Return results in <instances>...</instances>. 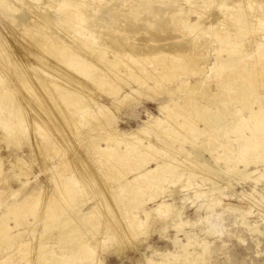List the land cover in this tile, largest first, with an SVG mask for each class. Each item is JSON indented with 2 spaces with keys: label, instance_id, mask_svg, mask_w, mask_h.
Segmentation results:
<instances>
[{
  "label": "bare ground",
  "instance_id": "bare-ground-1",
  "mask_svg": "<svg viewBox=\"0 0 264 264\" xmlns=\"http://www.w3.org/2000/svg\"><path fill=\"white\" fill-rule=\"evenodd\" d=\"M140 1L137 4L133 0H108L100 6V3H87L89 0H34L37 11L27 24L19 25L13 14V3L0 0V15L11 25H16L20 39H30V43L25 40L29 44L28 51H24V55L20 53L19 60L26 63L32 74L27 77L16 68L15 55L7 40L0 36V127L3 136L13 145L20 146L23 141L27 149L38 156L36 153L41 154L46 147L45 150L50 148L55 154L61 151L53 140L43 142L51 138L53 130L61 132L63 129L66 135H72V139L78 133L76 142L86 151L80 162L89 168H84V171L88 169L87 174L79 171L81 178L77 174L79 169L73 166L78 169L75 171L68 165L71 163L68 156L61 155L53 166L54 163L47 162L44 152L42 163L54 168L46 179L51 188L41 186L37 191L20 196L29 185L30 175L33 176V167L30 168L33 165L27 164L23 154H13L11 170L18 169L12 172L19 180V187L6 191L1 188L0 199L17 195L21 198L9 202L0 214V264H95L98 260L96 248L92 249L95 243L89 246L94 238L98 245H107L106 248L116 251L121 248L120 238L116 239L113 234L114 227H121L127 237V231L146 234L158 224L161 226L159 232L164 233L171 222L178 233L195 223L184 214L188 196L179 198V204L172 196L192 190L195 196H204V205L196 207L197 211L209 206L221 207L222 202L216 195L227 197L222 193L223 187L228 189L232 185L231 180L219 185L223 174L248 177L256 195L251 197L253 203L259 206L264 202V196L255 189L264 182V97L261 94L264 92V35L251 48L254 51L241 53L245 36L258 31L264 33V0ZM189 13L191 16L197 14L195 21H189ZM249 16L257 20V27L247 20ZM56 20L62 30L58 27V32L63 34L64 29L68 30L71 32L68 38H74L75 43L72 40L70 45L54 36L47 24ZM191 33L213 36L214 42L218 43L214 63L209 68L215 69L213 90L202 86V79L195 84L183 78L181 85L174 83L188 70L195 76L199 74L198 63L203 60L200 51L205 46L213 47L212 40L198 46L188 38ZM70 39L67 40L71 43ZM29 55L44 65L52 63L55 69L61 66L66 71L70 69L78 86L85 84L91 91H97L92 90L94 86L108 94L112 108L106 106L108 103L103 105L94 100L98 98L97 92L93 99L86 93L88 89L76 90V84L74 88V84L71 87L67 81L63 82L54 74L51 76V70L50 74L46 71L41 74L43 69L40 68L38 73L36 67L27 64L26 56ZM5 69L18 79L29 99L39 104L38 108L46 115L45 121L37 118V113V117L32 116L31 110L26 112L28 117L25 116L20 103L21 92H18L21 87L16 90L8 86L12 81H7ZM48 69L44 67V70ZM74 80L71 81L74 83ZM169 83L174 85L173 88L166 86ZM144 88L150 94L142 92ZM129 93H137L142 98L134 96L141 101H152L167 94L166 101L158 105L163 117L145 111L146 121L140 122V126L131 130L118 129L115 108L120 110V105L140 103L133 95L129 98ZM117 97L118 101H113ZM59 102L63 109L62 106L59 108ZM64 110L71 123L72 119L75 121L73 125L66 122L69 120L65 121ZM47 122L51 127L60 126L55 125L51 130ZM29 131L43 140L33 141ZM21 147L22 150L24 145ZM4 175L0 157V181ZM165 184H179L180 191H170ZM166 194L172 197V203L165 200ZM88 195H92V199ZM233 196L235 194L229 195ZM94 198L99 200L94 202ZM222 210L239 214L243 220L250 214V210H239L229 204ZM210 214L199 219L206 224L207 228L201 231L206 237L219 232L209 219ZM223 233L221 229L218 236ZM185 238L177 254L162 256L154 264H174L180 260L187 264H209L215 249L213 243L190 232L185 233ZM224 245L222 241L221 246Z\"/></svg>",
  "mask_w": 264,
  "mask_h": 264
},
{
  "label": "rangeland",
  "instance_id": "rangeland-1",
  "mask_svg": "<svg viewBox=\"0 0 264 264\" xmlns=\"http://www.w3.org/2000/svg\"><path fill=\"white\" fill-rule=\"evenodd\" d=\"M6 1H8V3H10V4L13 3L12 5H13L14 11H15L13 14H14V16H16V18H18L17 22H19V25L21 23L27 24L28 21L32 19L31 17H33V15H34L33 13L37 11L35 9H38L34 4L35 2L33 3L34 0H24V1L22 0L24 3L21 0H6ZM84 1H88V0H84ZM89 1L90 2H87V3H92L93 5H99V3H100V6H103L107 3L108 0H99V1L98 0L97 1L92 0V2H91V0H89ZM134 1H136L137 4L141 3L140 0H133V2ZM55 14H56V12H55ZM57 16H59V15H57ZM195 16H197V14L191 16V13H189V18H188L189 21H191V20L195 21ZM207 16H209V15H207ZM57 20H56V22L54 21L50 24L49 23L47 24V27L51 26V28L50 27H48V28H50L52 32L54 31V33H55L54 36L60 38L61 40H66V42H68L70 45H72L73 41L75 43L74 38H72L73 41L70 39L71 37L68 38V36H70V33H71V32L68 33L69 32L68 30L63 28L64 29L63 34L61 32H58L59 29H60V31H62V30H61L60 25L57 26V24H56ZM247 20L249 22L253 23L254 26H255V23H257V20L254 17L249 16L247 18ZM9 24L10 23H8L7 20H5L0 15V36L7 40V44L9 45L10 49L13 51V54L15 55L14 59L17 60L15 62L16 66H17L16 68L18 70L22 71L27 77H32V74L30 73L29 68L26 67L27 66L26 63L24 61L19 60L20 53L23 54L24 51H26V50L28 51V46H29L28 43H30V39H28V38L25 39L27 42L29 41L28 43L25 40L20 39L19 38L20 34L17 35L19 33V31L16 30V25H11V24L9 25ZM51 24H53V26ZM54 27L56 28V32H55ZM58 27H59V29H58ZM255 27H257V26H255ZM65 33H67V36ZM263 35H264V33H262L261 31H258L254 35L245 36L243 41H242L241 53L245 55V54H250L252 51H254V50H251V48H254L256 41L261 39L263 37ZM188 38H190L194 43H197L198 46H199V44H201L205 41H209V40H212V42L214 44H213V47H211V48H209V47L206 48V46H205L203 49V51L205 50L204 52L200 51V53L202 52L201 55L203 57L201 56V58H203V60H200L198 63V69H201L199 74L196 73V76H195V74L193 72L188 70L186 72V75L184 74L183 76H180L178 79L174 80V83H176V84L178 83V85L179 84L181 85V83H184V81L183 82L181 81L183 78L184 80L188 79V81H190L192 84H195V82L201 81V79H202V84H203L202 86H204L205 88H207L209 90L215 89L214 88V81L216 80L215 69L209 70V68L212 67V64L214 63V59H215L214 57L217 54V52H215V48L219 47L218 43L214 42L213 36H202V35L199 36V35H195V33H191L190 37H188ZM67 39L68 40L70 39L71 43ZM247 50H251V51L247 52ZM26 58H27V64L31 65L32 67H36V70L38 73L41 72V74H43L44 71H46V73L50 74V72H52L50 74L51 76H53L52 74H54V77H56V76L59 77L60 79H62L63 82L67 81L68 82L67 84L68 85L70 84L69 86L73 87L72 84H74V88H75V84H76V86H77L76 90L79 89L81 91H86L87 89L88 90L90 89V87H88V86L86 88L85 84H83V86H81V83H80L78 86V82L74 80L76 77H75V75L72 74L73 72L71 73L70 69H69V71H66L67 69L65 68V70H64V67L61 66V68L62 67L63 68L62 69L60 67L59 68L62 71H65V72H62L58 67H56V69H55V67H52L53 64L50 62L48 63L50 65L49 66L48 64L44 65V62L43 63L41 61L38 62V59H36L34 56L30 57V55H29V56H26ZM253 62H254V60H253ZM0 64H2L1 59H0ZM42 66H43V68H42ZM44 67H45V69H47V68H50V69L44 70ZM51 67L54 69H52ZM40 68L43 70H41ZM6 69H5V71H6L5 73H7V81L8 82L12 81L14 87L12 86V83H10V84L7 83V84H9L8 86L9 87L11 86V88H15L16 90L21 89L18 92L19 93L21 92L20 96L22 99L20 98V103H21V105L23 104L22 107H23V110H25L24 111L25 116L27 115L26 112L31 110V112L33 114V115L31 114L32 116L35 115L37 117V115H38L39 117H37V118H39L41 121H43V120L45 121L46 118L44 119V117L46 115L42 113L40 108H38L37 105H39V104L36 101L29 99V96L26 94V91L25 90H24L25 92L22 91L24 88H22L20 86L18 79L15 76H12L13 74L10 75L11 71L6 70ZM54 70H56V71H54ZM57 70H58V72H57ZM56 72H57V74L58 73L59 74L57 75ZM70 73L75 78H73ZM60 74H62V75H60ZM66 74H67V76H66ZM8 75H9V78L10 77H12V78L9 79ZM62 76H65V77L63 78ZM66 77H69V78H67L68 80L71 79L72 81L74 80L75 82L73 83L71 80L68 81L66 79ZM189 77H191V79ZM202 77H204V78H202ZM18 83H19V85H18ZM166 86L167 87L170 86L169 89H171V88H173L174 85L171 86V84L169 83V85H166ZM18 88H20V89H18ZM148 88L149 87H147V89ZM83 89H85V90H83ZM93 89H95L97 91H94ZM144 89L145 90L142 89L143 91L142 90L141 91L145 92L147 90L146 88H144ZM92 90L93 91H91V89H90L88 92L86 91V93L91 95V97L93 99H94V97L96 98V96H97L98 98L94 99V100H98L97 102L103 103V105L108 103V104H106V106L108 107L109 105H111L109 107L112 108L113 104L111 103V101L109 99L110 97L108 96V94L103 93L104 91L101 92L100 89H97V87H94V86H93ZM23 92H24L25 96H24ZM95 92H97L96 94H99V95L95 96ZM126 92H128V91H126ZM145 93L150 94V91H147ZM261 94L264 97V92H262ZM22 95L24 96V98ZM131 95H133L134 98H136V97L140 98L141 97V96L137 95V93H134V94L131 93ZM131 95L129 93L127 96H129V98H133V97H131ZM167 97H168L167 94H165V95L163 94L162 96L160 95L159 97H156L155 100H152V101L151 100H145L144 98H143L144 100L141 101L142 99L136 98L138 101H140L139 104L135 105V104L127 103L125 106L120 105V110H119V108H117V110L115 108V111H113V112H114L115 118L118 117V118H116L117 128L120 130H131V129L137 128V126H140L142 124L140 122L146 121L145 111L149 112L153 116L162 118L163 116L160 115V113L158 111V105L161 102H165ZM41 98H43V97H41ZM104 98H108V99L106 100ZM25 99L26 100L29 99L30 101L29 100L26 101ZM99 99L101 100V102ZM125 100L127 101V99H125ZM113 101H118V97L115 98V100H113ZM29 102H31V103H29ZM55 103H58V101ZM61 106L62 105L59 102V108H61ZM117 107H119V106H117ZM62 109H63V106H62ZM36 113H37V115H36ZM65 113L66 112L64 110V112H63L64 116H65ZM27 117H28V115H27ZM65 117L67 118V119L65 118V121L69 120L66 122H68V124L70 122V124L73 125V123L75 121L72 119L73 123H71V121H70L71 119H69L67 113H66ZM47 125H48V127L50 126L49 128H51V130H52V129H54L53 126L58 125V124H55L51 127V125L47 122ZM58 126H60V125H58ZM12 130H14V128ZM62 130H61V132H58V131L56 132L55 130H53V135H51V138L49 139V137H48L45 139V141L41 137H39L37 134H34L33 131H31V132L29 131L30 133L29 132L28 133H29V136L31 135L33 141L35 139H37L38 141L43 140V142H46V141L51 142L53 140L56 143V145L61 148V151L58 152V154H59L58 155V154H55L50 148H48V150H45V149H47V147L46 148L44 147L45 149H43L44 151L42 150L43 151L42 153L46 152V154L44 156L49 160V161L47 160V162L49 163L51 161L50 163H52V164L54 163L53 164V166H54L56 163H58L57 162L58 159L60 157H62L61 155L65 156V157L68 156L67 157L68 162L71 161V163H72V165H71V163L68 165L71 166L72 169H73V166L75 169L78 168L79 169V170L77 169L78 171L75 169H73V170L77 171V174H79L78 176L81 177L80 173H83L82 171H84V168H86V167L88 168V166H86L87 164L85 165L84 162L83 163L80 162L81 157L84 155V152H86L85 148L83 146L80 147L78 142H76V141H78L76 138L78 135L77 132H75V134L76 133L77 134L74 135L73 139H72V135H70V134L66 135L65 131L64 130L62 131ZM0 132H2L1 127H0ZM51 132L52 131H50V133ZM58 133L63 134V135H59ZM3 135H4V133L2 132V134H0V150H1L0 151V157L2 158V166H3V170L5 172V175L2 178H4L6 182H4V180L1 178L0 189L6 188L5 189V191H6L8 189L15 190V189H18V187H19V184H18L19 180L17 181V179H15L13 177V174L15 172H17L18 169L12 168V170H14V169L17 170V171L14 170L13 171L14 173L11 170V164L10 163L14 160L13 154H18L19 156H22V154H23L24 155L23 159L27 162V164L29 166L33 165L30 167V168L33 167L32 168L33 170L31 169L32 170L31 174L33 176L31 177V175H30V177H29L30 182L29 181H28L29 183L27 182V185L28 184L29 185L25 186L26 189H24V191L22 192V194H20V196L23 194L31 193L33 191H37L41 186H44L46 189H50L51 184L46 179L50 175H52L51 173L54 172L53 166H50L52 164L49 163L50 165L46 164V166H45L44 163H42V161H43L42 159H44V157L42 158V156H43L42 153L41 154L36 153L38 155V156H36L34 153L35 151H32V150L30 151V149L28 150L27 145H25L26 143H23V141H22L23 144L21 143L20 146L19 145H13L11 143V141L9 140V138H7L6 136H3ZM1 136H3V137L1 138ZM61 136L63 137V139H61L62 138ZM64 136L69 138V142H68V138H66ZM39 138H41V139L39 140ZM52 138H54V139H52ZM151 139L154 140L153 138H151ZM64 140H66V141H64ZM65 142H67L68 144ZM73 142H75V143H73ZM69 144L71 145V147ZM22 145H24V147L21 150ZM18 146L21 148L19 149ZM76 146H77V148H75ZM185 146H186V149H189L188 145H185ZM72 147H74V148L72 149ZM31 152L33 154H31ZM47 154H48V157H50V158H48L46 156ZM12 156H13V158H12ZM77 156H79V157H77ZM216 156H219V154L216 153ZM31 157L34 158L35 160L32 159ZM206 157H207V155H206ZM76 158H79V159L76 160ZM50 159H52V160H50ZM29 161H30V163H28ZM32 161H36V162H32ZM48 165H49V167H47ZM82 166H85L82 168L83 170H81ZM88 169H86L83 174H85L86 171H88ZM239 169L242 170L241 167ZM79 171H80V173H79ZM234 174L237 175L238 171L234 172ZM12 178H14L15 181H14V179L11 180ZM219 180H221V181H219V185H221V186H223L224 183H227L230 180L232 182L231 188L227 189V188L223 187L222 193L224 195L226 194L227 197H221L220 194L216 195L217 198L220 199L222 202L221 207H210L209 206L208 209L200 210V211H197L196 207L201 206L202 204L204 205V202H203L204 196L201 197L202 196L201 194H200L201 196L199 194L198 195L196 194V196H195L192 193V190L180 191V185L179 184H176V185L165 184L166 188H168L170 191H175V190L180 191L178 193H175L172 196L176 200L177 204H179L178 203L179 198L185 197L186 195L188 196L187 197L188 199L186 200L187 202L185 204L184 214H185V217L188 220L192 221V223H195V225L194 226H188L187 225V226L183 227L182 231L176 233V230L174 229L172 223L169 222L164 233L159 232V230L161 229V226L158 224L155 226L156 229L155 228H154V230L151 229L148 232H146V234H143V233L132 234L126 230L129 233V235H127V232H126L127 237H124V233H123L124 230L121 227L120 228L114 227V231H113L114 233L113 234L116 235V239L120 238L119 241H120V245H121L120 247L121 248H119V250H118L119 252L116 250H113L112 248H106L107 245L105 247H104V245L101 246V244L98 245V243H96L94 241L96 238H94V240H91L89 242V246L92 247L95 243V245H94L95 247L94 246L92 247L93 250H94V248H96L94 251H95V253L98 254V255L96 254L98 256V260H97V262H95V264H154V263H157L162 259V256L169 255V254L175 255L178 253L179 246L181 244L185 243V240H186L185 233H187V232H190V234H195L199 239L206 238L207 241L213 243L212 247L214 246L215 249L213 250V253H211V255H210V258L208 261L209 264H264V202L259 204V206H258V204L253 203L254 201L252 198L256 197V195L252 192L253 183L251 182V180L248 177L247 178L246 177L241 178L240 174H238L237 176H233V173H232V174H227V175L223 174L221 176V179H219ZM97 187L98 186L96 184V190H97ZM255 189H256L257 193H260L264 196V182L259 183V185H257ZM230 194H235V196L229 197ZM20 196L17 195L14 198L0 199V204H1L0 214L5 211V206L7 204H9V202L21 198ZM88 196L90 197V199H92V197H91L92 195H88ZM172 197H168V195L166 194L165 200L168 203H172L173 202ZM247 198H249V199H247ZM97 200H99V199H95L94 202ZM246 200H247V202H246ZM250 202H252V203H250ZM228 204L232 205L234 207H237L239 210H243V211L244 210H250V214L246 215L244 220H243L239 216V214H230L228 212H223L222 208L226 207ZM149 207H152V205H150ZM210 211H211V214H210ZM212 213H213V215H212ZM206 214H207V216L209 214L211 215L209 217V219L211 218L210 220H212L216 224V226H217L216 231L217 232L218 231L220 232L222 229V231L224 233L221 236H218L219 235V232H218V235L206 237L204 235V233L201 232V231H203V229L205 230L207 227H206V224L204 223V221H199V219H201L203 216L205 217ZM218 214L221 215L219 218L217 216ZM98 237L99 236H97V238ZM174 239H175V241H174L175 244H173ZM92 241H93V243H91ZM222 241L225 243V245L223 247L221 246ZM176 242H177V244H176ZM33 249H35V248H33ZM196 250L198 251L199 249L197 248ZM15 260H17V259L15 258L14 261ZM16 262H18V261H16ZM18 264H24V263L18 262ZM174 264H187V263H183L180 260V261H176V263H174Z\"/></svg>",
  "mask_w": 264,
  "mask_h": 264
}]
</instances>
